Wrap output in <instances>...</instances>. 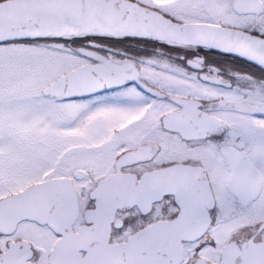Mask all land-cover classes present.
Segmentation results:
<instances>
[{"label": "snow or ice", "instance_id": "obj_1", "mask_svg": "<svg viewBox=\"0 0 264 264\" xmlns=\"http://www.w3.org/2000/svg\"><path fill=\"white\" fill-rule=\"evenodd\" d=\"M0 264H264V0H0Z\"/></svg>", "mask_w": 264, "mask_h": 264}]
</instances>
